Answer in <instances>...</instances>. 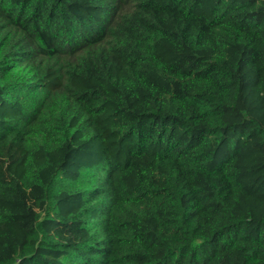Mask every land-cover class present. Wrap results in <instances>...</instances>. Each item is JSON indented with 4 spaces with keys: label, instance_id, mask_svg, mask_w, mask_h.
<instances>
[{
    "label": "trees",
    "instance_id": "1",
    "mask_svg": "<svg viewBox=\"0 0 264 264\" xmlns=\"http://www.w3.org/2000/svg\"><path fill=\"white\" fill-rule=\"evenodd\" d=\"M0 264H264V0H0Z\"/></svg>",
    "mask_w": 264,
    "mask_h": 264
},
{
    "label": "rangeland",
    "instance_id": "2",
    "mask_svg": "<svg viewBox=\"0 0 264 264\" xmlns=\"http://www.w3.org/2000/svg\"><path fill=\"white\" fill-rule=\"evenodd\" d=\"M117 20H118L117 17L114 16V17L112 18V21L109 22L108 26H111V24H112L113 22L117 21ZM102 34L104 35V34H105V31H103ZM85 158H87V157H85Z\"/></svg>",
    "mask_w": 264,
    "mask_h": 264
}]
</instances>
